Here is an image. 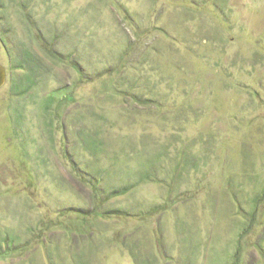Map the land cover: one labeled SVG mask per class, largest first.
Listing matches in <instances>:
<instances>
[{"label": "rangeland", "instance_id": "obj_1", "mask_svg": "<svg viewBox=\"0 0 264 264\" xmlns=\"http://www.w3.org/2000/svg\"><path fill=\"white\" fill-rule=\"evenodd\" d=\"M0 63V264H264V0H0Z\"/></svg>", "mask_w": 264, "mask_h": 264}, {"label": "trees", "instance_id": "obj_2", "mask_svg": "<svg viewBox=\"0 0 264 264\" xmlns=\"http://www.w3.org/2000/svg\"><path fill=\"white\" fill-rule=\"evenodd\" d=\"M31 55H34V53L31 54L29 51H26V52H25L24 59H22V61H21V66H20V68L23 67L24 63L27 62L28 58L32 57ZM30 77H32V76H30ZM27 78H29L28 75H27L26 78H25V86L23 85V90H22V91H24V90H26V89L29 88V87H26V80H27ZM29 81H30V83L32 82L31 79H30ZM23 83H24V81H23L22 83H20V84L18 83V84L15 86L16 90H20V87H22V84H23ZM21 89H22V88H21ZM142 180H143V179H142Z\"/></svg>", "mask_w": 264, "mask_h": 264}, {"label": "water", "instance_id": "obj_3", "mask_svg": "<svg viewBox=\"0 0 264 264\" xmlns=\"http://www.w3.org/2000/svg\"><path fill=\"white\" fill-rule=\"evenodd\" d=\"M7 79L6 69L4 65L0 63V87H2Z\"/></svg>", "mask_w": 264, "mask_h": 264}]
</instances>
